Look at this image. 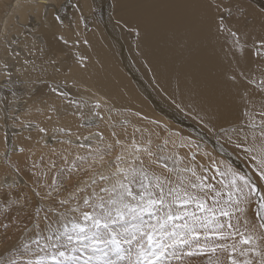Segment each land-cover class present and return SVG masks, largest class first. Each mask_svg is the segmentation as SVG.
Here are the masks:
<instances>
[{"label":"bare ground","instance_id":"6f19581e","mask_svg":"<svg viewBox=\"0 0 264 264\" xmlns=\"http://www.w3.org/2000/svg\"><path fill=\"white\" fill-rule=\"evenodd\" d=\"M261 9L264 0H0V264L42 255L49 226L82 219L86 197L107 200L100 189L122 179L118 169L171 187L195 182L194 170L225 199L231 169L264 194L245 150L264 120ZM240 207L241 225L258 224L255 197ZM188 250L166 264L215 259Z\"/></svg>","mask_w":264,"mask_h":264},{"label":"snow or ice","instance_id":"6c2138e0","mask_svg":"<svg viewBox=\"0 0 264 264\" xmlns=\"http://www.w3.org/2000/svg\"><path fill=\"white\" fill-rule=\"evenodd\" d=\"M216 7L219 8V3ZM261 15L264 16V9ZM250 127L257 125L251 123ZM259 127V142L253 134V144L245 150L250 155L256 153L252 158L256 160L260 180L264 181V120ZM189 171L195 182L189 181L186 185L181 182L171 187L170 181L150 176L143 168L118 169L115 175L122 179L110 188L100 189L108 194L107 200L104 196L84 198V206L92 210L81 212L82 219L73 217L58 228L49 226L50 234L40 248L43 254L28 259L26 264H166L169 255L185 247L189 249L185 253L188 256L210 253L215 259L210 258L208 264H225V261L227 264H264V231L257 232V228L264 229V194L258 192L251 177L229 169V179L224 185L225 199L212 184L204 183L205 178L194 170ZM253 197L258 201V224L249 227L250 222L244 219L241 225L234 212L243 215L245 208L240 205L249 204ZM193 205L194 209L190 210ZM219 217L227 220L222 222ZM234 218L236 224L232 223ZM237 236L239 240L235 239ZM229 238L233 240L231 244L227 243ZM33 243L39 246L40 240ZM169 248L173 252H168ZM9 264L17 262L13 259Z\"/></svg>","mask_w":264,"mask_h":264},{"label":"rangeland","instance_id":"374dc122","mask_svg":"<svg viewBox=\"0 0 264 264\" xmlns=\"http://www.w3.org/2000/svg\"><path fill=\"white\" fill-rule=\"evenodd\" d=\"M97 197V196H96ZM42 221H43V217H42Z\"/></svg>","mask_w":264,"mask_h":264}]
</instances>
